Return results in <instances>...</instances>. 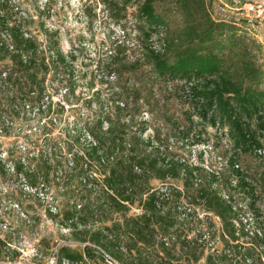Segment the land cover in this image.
<instances>
[{
    "label": "trees",
    "instance_id": "trees-1",
    "mask_svg": "<svg viewBox=\"0 0 264 264\" xmlns=\"http://www.w3.org/2000/svg\"><path fill=\"white\" fill-rule=\"evenodd\" d=\"M130 1L124 0L120 7L104 0L111 14L126 10ZM160 1L139 0L141 32L147 40L157 34L159 45L151 44L133 68L147 64L157 77L191 82L188 95L201 118L217 129L227 128L232 155L220 154L219 163L194 164L171 156L152 139L148 141L152 148L143 149L142 131L133 128L130 98L139 99L144 87L117 86L113 95L121 98L122 106L109 107L105 117L88 127L92 139H85L86 145L70 161L79 194L63 213V221L94 229L78 237L83 250L62 245L57 262L88 263L89 256L100 258L97 264H107L105 252L119 264H264V175L241 160L245 153L264 157L262 46L237 21L215 18L213 0H173L174 12L181 16L174 24L168 17L172 10L158 9ZM7 6L0 0V90L13 89V98L21 105L6 111L5 117L11 123L20 120L24 133L33 128L48 133L65 104L53 100L55 89L37 81L38 73L52 71L54 78H66L62 86L69 94L74 86L68 80L67 60L51 42L49 55L40 50L26 28L27 19L18 18ZM122 18L117 17L119 23ZM122 28L126 35V26ZM125 47L117 40L109 49L106 68L114 75L125 70L120 57ZM185 127L182 139L191 129ZM19 160L14 166L17 172L34 178L31 186L42 184L45 192L49 185L37 181L36 171L26 167L22 157Z\"/></svg>",
    "mask_w": 264,
    "mask_h": 264
},
{
    "label": "rangeland",
    "instance_id": "rangeland-1",
    "mask_svg": "<svg viewBox=\"0 0 264 264\" xmlns=\"http://www.w3.org/2000/svg\"><path fill=\"white\" fill-rule=\"evenodd\" d=\"M5 1L16 16H21L18 18L27 19L26 28L36 38L40 50L49 55L50 42L60 49L67 60L68 80L74 90L67 94L62 86L67 83L66 78H54L52 71L46 75L43 71L38 73L37 81L44 80L48 88L55 89L52 98L62 101L65 111L55 116L57 120L48 133L27 128L30 136L23 132L20 120L11 123L5 117L6 111L21 105L20 100L13 98L15 91L0 90V264H60L57 254L62 245L83 250L84 244L78 237L89 234L94 227L68 226L62 218L79 194L78 180L70 175V161L73 153L86 145L85 139H92L88 127L105 117L109 107L122 106L121 98L113 95L119 85L144 87L139 99L130 98L133 128L142 131L143 149L152 148L148 142L152 139L171 156L189 159L194 164L219 163L220 154L232 155V143L223 140L221 128L201 118L195 100L188 95L187 85L191 82L157 77L147 64L133 68V62L142 61L151 44L159 45L157 34L147 40L141 32L139 0H131L119 14H111L104 0ZM111 1L122 7L124 0ZM172 4L173 0H161L157 5L161 11L172 10L169 24L181 20ZM211 12L217 19L237 21L243 31L260 43L264 57V0H213ZM115 15L123 17L120 23L126 26V35ZM117 40L126 44L120 56L126 66L120 76L106 68L109 49ZM35 119L32 122L37 124ZM107 125L105 122V129ZM183 125L191 128L186 139L181 137ZM7 157L10 159L5 160ZM21 157L26 167L36 171L37 181L42 179L49 185L43 190L47 193L41 192L42 184L32 187L31 182L36 180H29L14 168ZM241 160L254 173L264 175V157L245 153ZM216 222L219 225L218 219ZM220 241L224 245L222 238ZM88 259L87 264L101 261L98 257ZM200 262L204 263L205 257Z\"/></svg>",
    "mask_w": 264,
    "mask_h": 264
},
{
    "label": "built area",
    "instance_id": "built-area-1",
    "mask_svg": "<svg viewBox=\"0 0 264 264\" xmlns=\"http://www.w3.org/2000/svg\"><path fill=\"white\" fill-rule=\"evenodd\" d=\"M221 135L223 137V140H225V142H230L231 143L227 128H225L224 131L221 130ZM262 149L259 150L260 153H262ZM104 254H105V260H106L107 264H119L118 261H116L112 256H110L109 254H107L105 252H104ZM85 263L87 264V262L83 263V262H80V261H71V260H68V259H64L62 262H60V264H85Z\"/></svg>",
    "mask_w": 264,
    "mask_h": 264
}]
</instances>
